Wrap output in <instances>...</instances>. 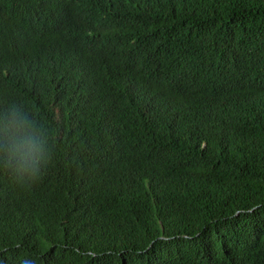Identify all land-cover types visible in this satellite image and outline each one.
<instances>
[{"label":"trees","instance_id":"1","mask_svg":"<svg viewBox=\"0 0 264 264\" xmlns=\"http://www.w3.org/2000/svg\"><path fill=\"white\" fill-rule=\"evenodd\" d=\"M12 1L33 20L40 0H0V109L35 110L55 156L30 188L0 179V262L264 264V0H111L107 44L137 86L102 79L96 98L80 72L57 79L79 48L47 57Z\"/></svg>","mask_w":264,"mask_h":264},{"label":"clouds","instance_id":"2","mask_svg":"<svg viewBox=\"0 0 264 264\" xmlns=\"http://www.w3.org/2000/svg\"><path fill=\"white\" fill-rule=\"evenodd\" d=\"M12 5L18 14L30 19L16 2L12 1ZM33 18L30 19L32 23L42 30L49 41L47 57L57 47L67 55L68 50H74L75 46L79 48L76 51L79 70L73 66L69 71L64 69L57 76L59 81L70 76L69 72H80L84 76L82 80L90 82L86 83L87 86H94L89 91L94 90L92 95L95 98L102 79H110L114 85L124 86L130 91L137 86L126 62L118 55L117 41L107 44L110 39L106 37L116 32L119 23L124 20L111 0L108 8L101 0H62L51 10L47 9L46 0H40L34 8ZM66 20L72 21L81 32L78 39L68 36L62 25ZM102 30L106 31L105 35ZM17 38L25 44L24 54L33 53L39 46V38L30 31L26 21L17 30ZM43 58L29 57V65L43 66L40 63ZM78 87L83 90L88 88ZM54 156L55 144L51 132L35 110L19 101L6 103L0 109V179L14 186L30 188L43 178L54 162ZM19 264H38V258L24 256Z\"/></svg>","mask_w":264,"mask_h":264}]
</instances>
